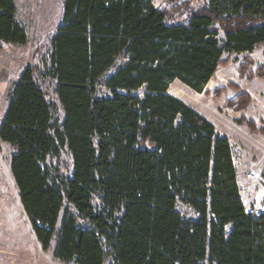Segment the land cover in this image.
<instances>
[{
  "label": "trees",
  "instance_id": "obj_1",
  "mask_svg": "<svg viewBox=\"0 0 264 264\" xmlns=\"http://www.w3.org/2000/svg\"><path fill=\"white\" fill-rule=\"evenodd\" d=\"M28 41L16 0H0V50ZM263 47L264 0H205L185 22L154 0H65L40 72L58 103L29 66L0 127L43 250L63 213L65 264H264V214L246 212L229 139L169 94L175 81L204 93L225 54ZM63 152L69 175L49 164Z\"/></svg>",
  "mask_w": 264,
  "mask_h": 264
},
{
  "label": "rangeland",
  "instance_id": "obj_2",
  "mask_svg": "<svg viewBox=\"0 0 264 264\" xmlns=\"http://www.w3.org/2000/svg\"><path fill=\"white\" fill-rule=\"evenodd\" d=\"M64 1L16 0L18 21L29 41L27 45H4L0 50V127L8 109L10 91L29 66L35 68L36 79L48 98L58 103L54 83L43 81L40 72L50 66L52 38L63 20ZM154 3L156 8L168 13L170 22H185L191 12L205 5V0H154ZM223 60L204 93L175 81L170 84L169 94L194 109L229 139L242 200L247 208L254 209L264 200V47L252 53L225 54ZM243 93L251 96L246 107L228 105ZM107 94L102 87L99 96ZM55 118L63 120L62 110ZM13 154V147L0 138V264H65L55 257L63 213L52 247L43 250L12 176ZM49 164L52 170L64 175L72 171V159L67 152L59 159L52 158Z\"/></svg>",
  "mask_w": 264,
  "mask_h": 264
},
{
  "label": "built area",
  "instance_id": "obj_3",
  "mask_svg": "<svg viewBox=\"0 0 264 264\" xmlns=\"http://www.w3.org/2000/svg\"><path fill=\"white\" fill-rule=\"evenodd\" d=\"M246 207V206H245ZM247 214H250L255 217H259L262 214H264V200L262 201V204L256 208L246 207Z\"/></svg>",
  "mask_w": 264,
  "mask_h": 264
}]
</instances>
